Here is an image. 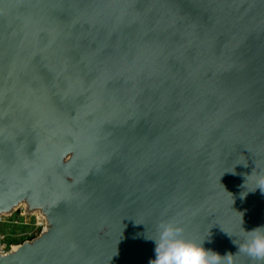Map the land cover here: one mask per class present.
Wrapping results in <instances>:
<instances>
[{
    "label": "water",
    "instance_id": "obj_1",
    "mask_svg": "<svg viewBox=\"0 0 264 264\" xmlns=\"http://www.w3.org/2000/svg\"><path fill=\"white\" fill-rule=\"evenodd\" d=\"M261 176L264 0H0V214L47 219L0 264H148L168 222L235 253Z\"/></svg>",
    "mask_w": 264,
    "mask_h": 264
},
{
    "label": "clouds",
    "instance_id": "obj_2",
    "mask_svg": "<svg viewBox=\"0 0 264 264\" xmlns=\"http://www.w3.org/2000/svg\"><path fill=\"white\" fill-rule=\"evenodd\" d=\"M257 188L264 193V176L256 181L254 188H248L245 184V191L242 192L243 199L248 192ZM241 226L244 231V239L238 242L233 234L222 229L231 239L236 247V252H226L221 255L219 252L206 248L205 243H211V235L199 239L189 238L184 234V228L174 223H161L158 225L155 235H145L151 240L154 247V257L148 264H235L234 257L237 253L246 254L254 264H264V225L256 226L250 230Z\"/></svg>",
    "mask_w": 264,
    "mask_h": 264
},
{
    "label": "built area",
    "instance_id": "obj_3",
    "mask_svg": "<svg viewBox=\"0 0 264 264\" xmlns=\"http://www.w3.org/2000/svg\"><path fill=\"white\" fill-rule=\"evenodd\" d=\"M26 210V206L22 207L19 205L10 213L0 214V255L13 252L16 250L15 247H19L25 241L33 240L46 231V217L40 211L29 213ZM31 216H36L39 221L38 225L34 227L35 231H26L21 233L20 236L14 238L17 231L16 227L29 225L26 219ZM21 237H24L23 241H20L22 239Z\"/></svg>",
    "mask_w": 264,
    "mask_h": 264
},
{
    "label": "rangeland",
    "instance_id": "obj_4",
    "mask_svg": "<svg viewBox=\"0 0 264 264\" xmlns=\"http://www.w3.org/2000/svg\"><path fill=\"white\" fill-rule=\"evenodd\" d=\"M21 206L22 207H24V206H26L25 204H21ZM26 221L28 222V224L29 225H23V226H18V227H16V229H17V231H16V234H15V237L14 238H16L17 236H20L21 235V233H23V232H34L35 231V226H37L38 225V219H37V217L35 216H31V217H27V219H26ZM41 229V228H40ZM39 229V230H40ZM39 230H38V232H39ZM22 231V232H21ZM22 239L20 240V241H23V238L24 237H21Z\"/></svg>",
    "mask_w": 264,
    "mask_h": 264
},
{
    "label": "bare ground",
    "instance_id": "obj_5",
    "mask_svg": "<svg viewBox=\"0 0 264 264\" xmlns=\"http://www.w3.org/2000/svg\"><path fill=\"white\" fill-rule=\"evenodd\" d=\"M18 247H15V249H17Z\"/></svg>",
    "mask_w": 264,
    "mask_h": 264
},
{
    "label": "trees",
    "instance_id": "obj_6",
    "mask_svg": "<svg viewBox=\"0 0 264 264\" xmlns=\"http://www.w3.org/2000/svg\"><path fill=\"white\" fill-rule=\"evenodd\" d=\"M32 238V237H31ZM23 240H24V238H23Z\"/></svg>",
    "mask_w": 264,
    "mask_h": 264
}]
</instances>
